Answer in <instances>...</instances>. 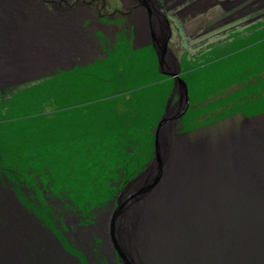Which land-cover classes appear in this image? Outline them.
<instances>
[{
	"label": "rangeland",
	"instance_id": "374dc122",
	"mask_svg": "<svg viewBox=\"0 0 264 264\" xmlns=\"http://www.w3.org/2000/svg\"><path fill=\"white\" fill-rule=\"evenodd\" d=\"M132 1L35 0L52 18H68L66 26L79 37L66 42L78 44L67 47L70 55L59 67L41 65L0 85V186L63 249H80L81 264L101 255L95 226L150 164L155 126L168 99L171 106L178 99L177 80L161 70L176 72L189 97L173 134L208 137L264 117V0H147L156 18L143 20L155 33L168 22L171 32L162 69L150 41H135V31L150 28L139 22L142 9ZM99 24L108 28L101 32ZM16 119L37 124L15 129L9 123ZM75 218L92 240L85 248L76 239L71 251L56 225L67 232ZM132 238L125 247L142 264Z\"/></svg>",
	"mask_w": 264,
	"mask_h": 264
},
{
	"label": "bare ground",
	"instance_id": "6f19581e",
	"mask_svg": "<svg viewBox=\"0 0 264 264\" xmlns=\"http://www.w3.org/2000/svg\"><path fill=\"white\" fill-rule=\"evenodd\" d=\"M140 7L144 16L152 17L151 12L148 13L144 7ZM58 19L41 11L35 0H0V47L5 43L16 45L27 36H30L33 42L41 39L36 48L42 50L43 60L31 63L28 60L5 58V67L19 71L15 78L24 73L34 72L38 66L45 65L49 57L59 59L66 55L68 46L73 48L76 43L78 44L77 40L67 43L66 36L72 41L76 36L79 37L77 34L79 31L66 26L65 23L69 21L67 17ZM140 21L149 24L148 30L153 25L149 20L139 19ZM69 30L76 33L71 35ZM44 32L47 33L46 36ZM212 137L216 138L215 135ZM214 179L216 182L214 189L219 194V205L200 223L194 218L191 204L194 201L191 200V196H185L180 192L175 193L173 198L170 197V214L165 220L162 219L168 230L160 228V215L153 223L148 222L147 218H142L138 222L140 224L132 230L136 237L129 235L128 243L130 246V237H133L134 252L143 264H264V192L254 187L251 188L249 195L247 188L245 189L248 192L234 189L231 178L221 182L216 175ZM131 183L132 186L134 183ZM199 190H201L199 187L190 191L184 189L187 194L193 191L194 194L201 195L202 191ZM6 204L0 208L2 228H7L11 224L14 226L18 217ZM108 218L109 214L102 215L94 232L102 239L101 255L105 256L109 264H115L118 260L117 254L111 247L105 227ZM37 229L38 232H45L44 238L47 242L38 241L35 236L37 233L33 230L29 242L16 231L15 233L10 231L6 238L0 235V264H81L76 258L66 254L64 256L57 250L58 247L55 245H58L56 242L59 241L55 236L56 242L45 230L39 229L38 226ZM77 230L75 239L85 248L88 247L90 236L84 237L86 231L84 229ZM28 243L31 245L28 246ZM37 244L42 251L40 253L35 249H38ZM31 246L34 247L32 251ZM91 255L90 260L93 264L101 263L100 254ZM105 259H102L104 263Z\"/></svg>",
	"mask_w": 264,
	"mask_h": 264
},
{
	"label": "water",
	"instance_id": "95a60500",
	"mask_svg": "<svg viewBox=\"0 0 264 264\" xmlns=\"http://www.w3.org/2000/svg\"><path fill=\"white\" fill-rule=\"evenodd\" d=\"M137 1L148 13L153 9L149 1ZM165 25L166 29L160 37L155 35L152 27L148 32L151 38L150 43L158 55L160 69L167 65L166 56L171 55L168 51L171 32L168 22ZM44 33L46 36L47 33ZM35 41L33 42V39L27 36L16 45L5 43L0 47L2 67L0 68V85L17 80L15 76L19 73L15 68L5 67V58L28 60L31 63L35 60H43L42 50L36 48L41 43V39ZM69 55L70 53H66L59 59L49 57L45 66L66 62ZM59 66L57 65V67ZM161 73H167L177 80L178 99L172 106L170 104L171 97L168 99L165 111L155 126L154 155L150 164L143 173L129 181L125 189L121 191L122 196L123 193L126 195L121 202L117 201L116 208L106 219L107 223L105 222L107 237L111 240L112 248L117 254V261L121 264H137L131 257L129 249L125 247L124 241L129 239V235L136 237L132 230L140 224L138 222L142 218H147L148 222L153 223L160 215V228L168 230L165 228L167 224L162 219L168 218L169 205L171 204L169 199L173 198L175 193L180 192L185 196H191V200L194 201L191 203L193 204L194 218L200 223L211 215L219 205V194L214 189L216 175L221 179V182L232 179L233 188L238 191L248 192L245 188L249 189V195H251V188L254 187L264 192V117L262 119L252 118L251 121L241 122L236 128L234 126L208 137L190 136L184 132L173 134V124L185 114L189 97L186 85L177 77L176 72L170 73L161 70ZM212 135H215L216 138ZM130 182L134 184L128 186ZM196 187L201 189L199 190L202 191L201 195H196L193 191L187 194L184 191V189L195 190ZM187 203L189 204L188 201ZM212 205L213 208H211Z\"/></svg>",
	"mask_w": 264,
	"mask_h": 264
},
{
	"label": "flooded vegetation",
	"instance_id": "af4514ba",
	"mask_svg": "<svg viewBox=\"0 0 264 264\" xmlns=\"http://www.w3.org/2000/svg\"><path fill=\"white\" fill-rule=\"evenodd\" d=\"M149 1H152V4L154 5H156L157 3H159V2H157L156 0H149ZM128 2V1H127ZM129 2L130 3H134L132 0H129ZM155 13H154V12ZM151 10V13H152V15L154 16V15H156V12L157 11H155V10ZM142 15H143V17H142V20H143V18H144V13H142ZM136 16H138V14L136 15ZM89 18H91V15L89 16ZM88 18V22H89V27H90V29H91V25H90V20H92V18L91 19H89ZM154 18H156L155 16H154ZM140 19V18H139ZM95 21H96V19H95ZM87 22V23H88ZM133 22H136V21H133ZM141 22V24H147V23H145V22H143V21H140ZM80 23V22H79ZM96 24H98L97 22H96ZM100 25V27H101V29H102V31L101 32H104V30L103 29H107L108 27H106V26H102V24H99ZM134 25V24H133ZM80 27H82V26H80ZM149 27V24H147L146 25V29ZM82 28H84V32H85V35H86V37L88 36V40L89 39H91L90 41H91V44L94 46V44H96V42L97 41H92V38H90V35H87V28H88V26L86 27V25H84V27H82ZM159 28H160V30H159V33H155V35L157 36V37H159V36H161L162 35V32L164 33V29H165V26H164V24L163 23H161V24H159ZM79 29H81V28H79ZM95 42V43H94ZM90 43V42H89ZM10 201V202H9ZM2 202V203H1ZM7 203V204H6ZM7 205L8 207H10L12 210H14L15 211V214H16V216L18 215V217H16L17 218V220H16V222H14V226L11 224V225H9V227H7V228H2V226H3V224L1 223V221H0V235L2 236V237H7V235L10 233V231H13L14 233H15V231H16V233L17 234H19V235H21L23 238H24V240H26V241H31L30 240V236H31V230H33L34 231V233H37L35 236H36V239L38 240V241H46L47 242V240H45V238H44V236H45V232L43 233H41V232H38V230H36V227H35V224H36V226L37 225H39V222H36V219H35V217L32 215V214H30V213H28V212H26V211H23L22 209H19L18 207L20 206L19 205V203L17 202V200L14 198V195H13V192H11V191H6L5 189H3L1 186H0V208L2 207V206H4V205ZM60 208H62L63 209V207H60ZM10 209V210H11ZM67 215H68V213H67ZM35 221V222H34ZM38 221V220H37ZM77 221H78V219L77 218H75V225H73V226H71V225H67V232L66 231H64L61 227H62V225L61 224H59V223H57V225H56V228L58 227L60 230H59V232L61 231V233L63 234V235H65V238H66V240H67V242L65 243L67 246H68V250H71L72 248H74V249H76L77 248V245H76V247L74 246V244L76 243V239H74V237H76V235H77V231L78 230H76L75 231V229H76V227H82V226H80V225H78L77 224ZM27 222V223H26ZM59 222V221H58ZM63 223H65V222H63ZM21 225V226H20ZM60 225H61V227H60ZM86 226V225H85ZM85 226H83L82 228H84L85 230V232H84V234H85V236L84 237H87V235L88 236H90L89 234H90V232L88 233V229L87 228H85ZM52 233L54 232V234H55V230L53 229V231H51ZM60 236V235H59ZM64 238V239H65ZM90 238H91V236H90ZM91 240H92V238H91ZM31 244L30 243H28V246H30ZM33 246H34V244H33ZM33 246H31L32 248L30 249L31 251L32 250H34V247ZM55 246H57L58 248H57V250H59L60 251V253L61 254H63L64 256H65V254L66 255H68V256H70V257H72V258H78V259H80L79 258V256L77 257L75 254H77L78 255V253L81 251L80 249H78L77 248V250H80L79 252L77 251V250H75L73 253H70V251H67V250H65V249H63L62 248V246H59V245H55ZM36 247H38V249L37 248H35L36 249V251L38 250V252L40 253V252H42L41 251V249H40V247L38 246V244L36 245ZM71 248V249H70ZM61 249V250H60ZM72 251V250H71ZM82 258H83V256H82ZM88 264V263H87Z\"/></svg>",
	"mask_w": 264,
	"mask_h": 264
},
{
	"label": "crops",
	"instance_id": "0c3cea01",
	"mask_svg": "<svg viewBox=\"0 0 264 264\" xmlns=\"http://www.w3.org/2000/svg\"><path fill=\"white\" fill-rule=\"evenodd\" d=\"M132 15V14H131ZM134 33H136L137 34V36H136V39H135V41H137V43H139V44H141V43H147V42H149V41H151V38H150V36H149V33L148 32H145V30H139L138 32H134ZM145 33V35H143ZM142 36V38H140ZM143 37H145L144 38V40H143ZM140 38V39H139ZM139 39V40H138ZM142 39V40H141ZM196 94V93H195ZM22 122V123H21ZM35 122H37V120H35L34 121V119H30V120H23V119H21V120H18V119H16V121L15 122H13V123H9L10 125H12V124H17V126H15L14 125V128L16 129L18 126H21L22 124H27V123H29V125H35V124H37V123H35ZM12 127H13V125H12ZM27 127H29V126H27ZM43 128V127H42ZM118 129V128H117ZM28 130V129H27ZM27 130H25V131H27ZM19 135H21V134H19ZM83 140V139H82ZM84 142L86 141L85 139L83 140Z\"/></svg>",
	"mask_w": 264,
	"mask_h": 264
}]
</instances>
